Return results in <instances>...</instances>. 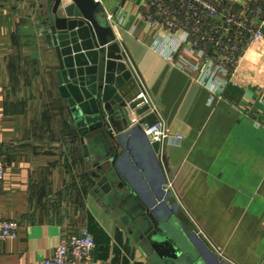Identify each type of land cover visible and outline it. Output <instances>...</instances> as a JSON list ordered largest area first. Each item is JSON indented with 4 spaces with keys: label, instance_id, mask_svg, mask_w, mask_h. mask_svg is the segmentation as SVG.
I'll use <instances>...</instances> for the list:
<instances>
[{
    "label": "crops",
    "instance_id": "0c3cea01",
    "mask_svg": "<svg viewBox=\"0 0 264 264\" xmlns=\"http://www.w3.org/2000/svg\"><path fill=\"white\" fill-rule=\"evenodd\" d=\"M247 1L228 5L241 11ZM44 2L0 0V213L20 223L18 237L0 244V264H41L82 228L95 237L96 263L154 264L97 190L94 143H82L60 93ZM101 2L159 117L182 137L156 154L132 124L128 182L162 196L159 214L179 223L206 264H264V39L245 46L225 92L212 93L200 73L152 49L155 32L135 16L139 0ZM146 104L129 107L131 121L153 111L137 118Z\"/></svg>",
    "mask_w": 264,
    "mask_h": 264
},
{
    "label": "water",
    "instance_id": "95a60500",
    "mask_svg": "<svg viewBox=\"0 0 264 264\" xmlns=\"http://www.w3.org/2000/svg\"><path fill=\"white\" fill-rule=\"evenodd\" d=\"M43 8L57 58L60 93L82 143L87 139L94 143L92 175L97 190L107 196L106 202L154 264H206L179 223L159 214L162 196L149 199L128 182L123 170L128 156L125 138L134 129L129 107L147 102L135 112L140 117L153 110V104L126 46L117 41L102 2L71 0L66 5L65 0H45ZM159 121L153 110L140 126ZM151 146L156 154L160 152L159 142Z\"/></svg>",
    "mask_w": 264,
    "mask_h": 264
},
{
    "label": "built area",
    "instance_id": "2783aa9c",
    "mask_svg": "<svg viewBox=\"0 0 264 264\" xmlns=\"http://www.w3.org/2000/svg\"><path fill=\"white\" fill-rule=\"evenodd\" d=\"M228 2L235 0H139L135 16L145 29L155 32L151 43L154 51L183 70L200 73L212 93L223 94L231 82L227 77L240 63L245 46L264 39V12L256 9L264 0H249L241 11ZM144 90L148 97L145 87ZM153 110L156 111L154 106ZM138 122L132 119V124ZM142 126L151 142L161 144L160 155L165 148L181 143L182 137L172 136L161 118L153 126ZM6 167L5 159L0 157V188ZM172 187V181H168L165 190L168 192ZM19 230L18 221L0 213V244L16 239ZM95 248V237L87 228L75 230L41 264H98L94 260Z\"/></svg>",
    "mask_w": 264,
    "mask_h": 264
},
{
    "label": "bare ground",
    "instance_id": "6f19581e",
    "mask_svg": "<svg viewBox=\"0 0 264 264\" xmlns=\"http://www.w3.org/2000/svg\"><path fill=\"white\" fill-rule=\"evenodd\" d=\"M65 2H66V3H69V2H71V0H65Z\"/></svg>",
    "mask_w": 264,
    "mask_h": 264
}]
</instances>
